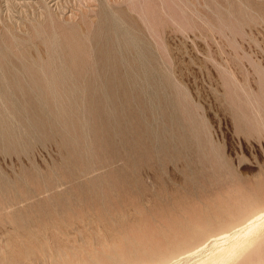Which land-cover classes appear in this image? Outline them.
<instances>
[{"label": "rangeland", "instance_id": "1", "mask_svg": "<svg viewBox=\"0 0 264 264\" xmlns=\"http://www.w3.org/2000/svg\"><path fill=\"white\" fill-rule=\"evenodd\" d=\"M4 72L23 88L0 79V264H170L179 230L218 220L171 263L197 264L253 210L263 227L264 0H0ZM255 243L228 264H264Z\"/></svg>", "mask_w": 264, "mask_h": 264}, {"label": "bare ground", "instance_id": "2", "mask_svg": "<svg viewBox=\"0 0 264 264\" xmlns=\"http://www.w3.org/2000/svg\"><path fill=\"white\" fill-rule=\"evenodd\" d=\"M108 18L110 19L109 20V23H111L113 26L117 27V22H116V18L114 16H109L107 15ZM107 16H106V19H107ZM105 21V19H104ZM108 23V22H107ZM108 23V24H109ZM110 26V25H109ZM116 29V28H115ZM114 32V31H113ZM117 32V30H116ZM128 32V31H127ZM53 33V32H52ZM54 35V34H53ZM125 37H126V42H127V46L128 47H133L132 49H138L140 46H144V44L141 43V41L139 42V38L137 37H134L132 35H126L124 34ZM116 36V34H115ZM56 37V36H55ZM58 38V37H56ZM100 38V37H99ZM54 39V38H53ZM56 40V39H55ZM54 40V41H55ZM58 41V40H57ZM118 41V40H117ZM51 43V42H50ZM96 44V43H95ZM76 45L78 46H74L72 48V51H70V56L72 58L71 61H74L75 62H78L81 58H82V53L84 52L83 51V47L81 48L80 44L76 43ZM98 45V44H97ZM117 45V44H116ZM53 46V44H52ZM67 46V45H66ZM58 49V48H56ZM140 49V48H139ZM143 49V47H142ZM142 49H140V51L137 50V53L140 54L141 57H139V60L143 62V56L146 57L145 53L142 52ZM146 49V48H144ZM69 50V49H68ZM147 50V49H146ZM145 51V50H144ZM118 52H120V56H117L115 55L113 60L111 62H106V68L108 69L107 72H106V76L105 78H107L106 81H104L105 83V87L107 89H112V90H115V91H119L123 88V77H121L122 75L118 74V72L115 71V69L117 70V67L119 68L120 66V63L123 64V61L126 60V55L123 53V51L121 52V50H118ZM147 52V51H146ZM59 54V53H58ZM66 54V53H65ZM144 54V55H143ZM148 55V53H147ZM153 55V54H152ZM132 58V57H131ZM128 59V58H127ZM155 60V59H154ZM127 62V61H126ZM146 62V61H145ZM72 63V62H71ZM130 63V62H129ZM89 64V63H88ZM131 64V63H130ZM145 64V63H144ZM91 65V64H90ZM119 65V66H118ZM129 65V64H128ZM96 66V65H95ZM116 67V68H115ZM121 67V66H120ZM129 67V66H128ZM127 67V69H128ZM131 68H132V64H131ZM134 68V67H133ZM146 68V67H145ZM61 69V68H60ZM120 69V68H119ZM123 69V68H121ZM130 70V68L128 69ZM144 71V70H143ZM142 71V72H143ZM69 72V71H68ZM71 74V73H70ZM128 74H131L128 72ZM127 74V75H128ZM146 74V73H145ZM156 74V73H155ZM161 74V73H160ZM144 75V73H143ZM9 73H2L0 79L2 82L6 83L5 85H8V83H10V80L12 76H15V81H12V83L14 84V86H17V87H22V83L21 82H17L18 80V77L16 78L17 75H11V77H9ZM30 76H32L36 81L37 83H40L42 85V88H45V89H50V88H55L56 86L58 85H61L62 83H59L58 81H61L63 82L61 79H59L58 77H55V75L51 72H47V71H43L42 73L40 74H30ZM130 77V76H129ZM146 78V77H145ZM138 79V78H137ZM136 79V80H137ZM14 80V79H13ZM129 80V79H128ZM146 80V79H145ZM19 81V80H18ZM132 81V80H131ZM134 81V80H133ZM132 81V82H133ZM64 83V82H63ZM103 84V83H102ZM146 84V83H145ZM144 84V85H145ZM74 85V84H73ZM156 85V84H155ZM9 86V85H8ZM92 86L91 83H85L84 84V87H90ZM23 88V87H22ZM136 88V87H135ZM137 88H138V85H137ZM151 88V87H150ZM128 90V89H127ZM131 90V89H130ZM141 90V89H140ZM129 92V91H128ZM159 92V91H158ZM117 98V97H116ZM3 106V105H2ZM154 106V105H153ZM171 108V107H170ZM172 114V113H171ZM169 117H170V114H169ZM172 117V116H171ZM156 124V123H155ZM2 135V134H1ZM157 143V142H156ZM157 145V144H156ZM192 180V179H191ZM190 180V182H191ZM263 216V209H255L253 210L252 212H250L249 214H247L244 219L238 223L239 224H242V223H245L244 227L242 228V231L240 233H238V235L234 236V235H230L229 234V230L228 228L227 229H223L221 230L220 232H218L217 234L215 235H221L222 238H224L223 242L221 243H218L219 241L217 240V243L218 244H221L215 252H209L210 255L206 256V258L204 259H201L202 261H199L197 264H228L230 263L231 261L235 260V258L239 255L240 252H242V248L246 247V246H250L251 244H254L256 241H257V238H259L260 236V228H264V224H263V227H260V223H259V220L262 218ZM223 218V217H222ZM218 221V220H217ZM217 221H214L213 219H209V220H205L204 223H190V224H187L189 226V228L186 230V231H178V234H176V237H175V240L170 243L168 246L165 247V249L167 251H171L173 250L174 248L178 247V246H181L183 244H186V246H188L189 248L187 250H185L184 252H187V251H193L192 253L195 255V251L199 250L200 248L202 249V247H206L204 246L209 237L207 238H204V234H205V227L209 226V227H212L213 225L215 226V224L217 223ZM229 221V220H228ZM227 221V223H229ZM226 223V224H227ZM262 224V223H261ZM238 228V227H237ZM248 228V229H247ZM236 229V228H235ZM247 229V230H246ZM246 230V231H245ZM229 231V232H228ZM236 233V234H237ZM235 234V232H234ZM262 236V234H261ZM211 239V237H210ZM216 240V238H215ZM213 240H211L212 242ZM214 243V241H213ZM264 243V237L262 236L261 237V240L259 242H256L255 245L253 246V250H256L258 249L262 244ZM208 245V244H207ZM212 245V244H211ZM216 246V245H214ZM213 247V246H211ZM217 247V246H216ZM215 247V248H216ZM204 249V248H203ZM207 249V248H206ZM205 249V250H206ZM214 249V247H213ZM245 249V248H244ZM209 250V249H208ZM215 250V249H214ZM199 251H202L203 250H199ZM211 251V250H210ZM184 252H180L179 254H175L173 255L171 258H169L167 260V262H170V264L173 262H178L179 260V255L184 253ZM191 253V252H189ZM199 252H196V254H198ZM189 254L187 253L186 256H188ZM203 255V254H201ZM181 256V255H180ZM193 256V255H192ZM204 256V255H203ZM202 256V257H203ZM200 257V256H199ZM197 257V258H199ZM201 257V258H202ZM144 258V257H143ZM182 258V257H181ZM190 258L192 259V257L190 256ZM196 258V259H197ZM123 259L124 257H120V258H117L116 260H108V261H104V263L107 262V264H123ZM182 259H186V258H182ZM188 259V258H187ZM186 259V260H187ZM190 259V260H191ZM195 259V260H196ZM200 259V258H199ZM183 262V260H181ZM198 261V259L196 260ZM261 261V260H259ZM189 262V260H188ZM258 262V261H257ZM185 263V262H184ZM187 263V262H186ZM134 264H149V261H141V260H138V262H135ZM169 264V263H168ZM181 264V263H180ZM183 264V263H182ZM188 264V263H187ZM190 264V263H189ZM194 264V263H193Z\"/></svg>", "mask_w": 264, "mask_h": 264}]
</instances>
